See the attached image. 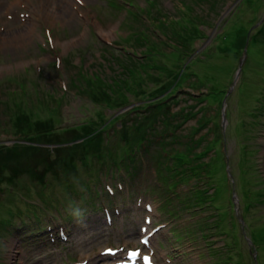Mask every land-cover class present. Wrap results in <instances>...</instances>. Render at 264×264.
Instances as JSON below:
<instances>
[{
	"label": "rangeland",
	"instance_id": "1",
	"mask_svg": "<svg viewBox=\"0 0 264 264\" xmlns=\"http://www.w3.org/2000/svg\"><path fill=\"white\" fill-rule=\"evenodd\" d=\"M242 1L223 0L212 10L204 1L154 0L150 6L149 0H127L136 6L133 9L149 5L154 20L165 14L171 19L178 17L185 3L193 5V13L202 18L205 34L196 41L192 57L203 59L195 62L193 69L205 83L197 80V75L190 76L177 94L180 102L171 104L173 110L187 107L201 111L173 130L178 137L169 136L167 147L184 150L192 145L188 135L205 123L193 136L198 139L207 133L208 140L215 141L208 155L190 164L195 167L193 173L204 163L201 175L205 177L180 182L173 189L163 187L157 176L162 157L156 136H152L153 145L150 142L141 148L144 161L134 173L127 176L119 169L113 174L96 171L93 177L82 173L81 178L91 183L84 192L77 190L78 195L57 181L61 173L50 175L47 187L22 177L26 187L4 185L14 193H0V264H119L126 249L136 247L152 249L156 264H264V33L257 42L250 39V29L260 25L264 8L255 12L251 7L256 0L241 6ZM0 2V35L16 33L8 43L0 39V101L24 97H19L22 87L25 92L40 94L41 100L50 93L64 94L61 103L53 102L60 106L59 127L90 118L96 113L95 105L81 92L82 87L86 89L81 74L101 73L109 67L107 51L133 50L131 42L122 41L128 25L133 24L126 10L132 5L118 8L113 0H75L74 13L62 14L58 0ZM43 4L49 13L40 12ZM146 13L144 9L142 18ZM255 16L260 19L253 23ZM246 26L250 27L248 34L243 30ZM220 87L223 90L214 92ZM209 90L207 101L191 99L193 94L202 97ZM47 103L52 105L50 98ZM39 111L42 118L49 115L45 109ZM253 111L256 117L251 116ZM8 125L0 104V142L13 145L16 140ZM74 136L68 132L47 136L41 141L48 143L37 144L39 152L14 154L20 159L0 170L1 180L8 171L15 174L20 168L23 175L31 170L35 155L54 146L50 142ZM208 140L193 143V151L203 150ZM164 154L171 157L170 164L176 163L172 154ZM188 172L183 170L181 175L187 178ZM97 177L100 180L94 181ZM75 182L82 186L81 181ZM82 194L88 202L80 198ZM156 228L149 236L150 246L143 245L142 236ZM108 247L118 250L117 254H106Z\"/></svg>",
	"mask_w": 264,
	"mask_h": 264
},
{
	"label": "trees",
	"instance_id": "2",
	"mask_svg": "<svg viewBox=\"0 0 264 264\" xmlns=\"http://www.w3.org/2000/svg\"><path fill=\"white\" fill-rule=\"evenodd\" d=\"M153 1L149 0L150 6L153 5L151 3ZM195 1H204L210 9L214 10L223 0ZM126 2L127 0L122 4L113 0L118 8L124 7ZM244 4H253V0H243L241 6ZM131 5L132 2L129 3V6ZM147 6L144 8L137 6V9H133L136 6L132 5L126 8L133 24L128 25L129 32L122 38V41L131 42L133 50L118 49L119 52L114 51L111 54L107 51L104 55L109 67H105L101 73L96 70L88 73L87 76L84 72L81 74L86 82L84 86L86 89L82 90V87L81 92L89 102L95 105L96 113L90 118L80 119L78 123L68 128L59 127L60 117L57 114H59L60 106L54 103H61L64 94L50 93L49 97H45L47 100L45 98L41 100L40 94L32 91L25 92L22 87L19 97L22 95L24 97L15 98L14 96L0 101L3 113L9 122L6 128L16 140L13 145L0 142V170L9 168L13 162H18L20 157H15L14 154L21 151H29L33 154L39 152L40 150L36 149L41 148L37 147V144L48 143L41 141L44 137L61 132L75 135L68 141L50 142L54 146L44 148L41 153L35 155L30 163L32 169L23 175L20 174L22 171L20 168H17L19 171L15 174L8 171L4 181L0 178V193H14L13 189L4 187V185L26 187L28 184L20 181L22 177L23 179L26 177L27 181L33 185L47 187L50 185L49 176H57L61 173L57 181L65 189L76 194L75 192L80 189L84 192L91 183V180L84 181L81 178L82 173L93 177L96 171L99 174L103 172L113 174L119 169V171L124 170L129 176L142 166V158L145 155L143 157L140 150L146 143H152L154 140L152 136H156L155 144L159 147L158 152L162 160L167 162L163 164L162 160H158L160 167L157 169V176L163 187L173 189L180 182H190L193 178L205 177L204 174L201 175L204 163L197 165V172L192 173L195 167L190 168L193 160L199 161L204 155H208L211 151L210 144L215 141V138L208 140L205 136L207 133L198 139L193 136L205 123L201 122L198 127L194 128V132L188 135V139L193 143L208 140L203 150L193 151L195 149L193 143L186 145L184 150L176 148L171 150L167 147L169 136L171 139L178 137V133L173 130L181 127L190 117L201 111V108L194 111V108L187 107L173 110L171 104L180 102L177 94L185 88V84H188L186 80L190 76L197 75V80L204 82L193 69V64L203 59L192 57L196 41L204 37V23L201 22L202 18L199 14L193 13V5L189 6L187 3L178 17L172 19L165 14L164 17L154 20L155 17L152 18L150 14L151 8L148 9ZM251 8L255 12H259L261 8L263 10V0H256L255 6ZM144 9L147 11L146 18H142ZM259 19L255 16L252 21L255 23ZM125 22L126 20L122 24ZM246 27L243 30L248 34L250 27ZM252 27L250 39L252 37L257 42L260 35L264 33V23L256 29ZM224 33L225 30L221 35ZM106 47L108 48L107 45ZM220 54L223 55L222 52ZM101 64L104 66L102 62ZM261 87L264 95V81ZM220 90L223 89L216 88L214 92ZM210 94V90L202 97H196L193 94L191 99L201 103L207 101L211 97ZM49 98L52 101L51 106L47 103ZM258 98L259 95L256 101L259 100ZM39 109L49 111V115L45 118L40 117ZM255 112L251 113L252 117H256ZM164 151L172 154V161L174 160L175 164H170L171 157L165 156ZM183 170H189L187 178L181 175ZM75 180L81 181L82 186H76ZM98 180L100 177L94 179V181ZM174 194L179 197L176 190ZM193 196L197 200L195 203L200 206L197 195ZM80 198L84 203L89 201L84 199L87 198L85 194H82ZM35 221L40 222L37 218Z\"/></svg>",
	"mask_w": 264,
	"mask_h": 264
},
{
	"label": "bare ground",
	"instance_id": "3",
	"mask_svg": "<svg viewBox=\"0 0 264 264\" xmlns=\"http://www.w3.org/2000/svg\"><path fill=\"white\" fill-rule=\"evenodd\" d=\"M44 3H46V0H43ZM85 1V0H83ZM58 4L61 5V12L62 14H65V13H69V14H73L74 13V9L73 7H75L76 3H75V0H58ZM0 5H1V2H0ZM45 6V4H43L40 8V12L41 13H49L50 11L47 10V9H43ZM53 14H55L56 12L54 11H51ZM32 30H30L31 32ZM18 35V34H17ZM20 35H25L24 37H28L27 36V33H20ZM18 35V36H20ZM16 37V33L12 32V31H8L2 35H0V39L3 41V43H8L10 40H12V38ZM1 41V43H2ZM4 43V44H5ZM153 254V253H152ZM150 264H155L154 260L152 259L151 260V263Z\"/></svg>",
	"mask_w": 264,
	"mask_h": 264
},
{
	"label": "water",
	"instance_id": "4",
	"mask_svg": "<svg viewBox=\"0 0 264 264\" xmlns=\"http://www.w3.org/2000/svg\"><path fill=\"white\" fill-rule=\"evenodd\" d=\"M263 21H264V18H263V19H261V20H260V22H258V23H257V25H258V24H261ZM257 25H256V26H257ZM245 52H246V49H245ZM239 70H241V67H240V69H239ZM225 119H226V117H225V115H224V120H225ZM235 201H236V200H235ZM255 257H256V256H255Z\"/></svg>",
	"mask_w": 264,
	"mask_h": 264
}]
</instances>
